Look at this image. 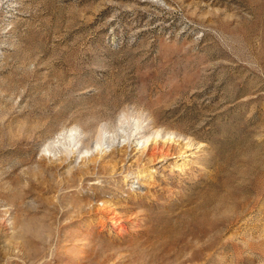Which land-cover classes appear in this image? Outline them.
<instances>
[{"label": "rangeland", "instance_id": "obj_1", "mask_svg": "<svg viewBox=\"0 0 264 264\" xmlns=\"http://www.w3.org/2000/svg\"><path fill=\"white\" fill-rule=\"evenodd\" d=\"M0 264H264V0H0Z\"/></svg>", "mask_w": 264, "mask_h": 264}, {"label": "bare ground", "instance_id": "obj_2", "mask_svg": "<svg viewBox=\"0 0 264 264\" xmlns=\"http://www.w3.org/2000/svg\"><path fill=\"white\" fill-rule=\"evenodd\" d=\"M126 126H123L122 129V132L124 131V133L127 135V137L125 138L126 140L122 145H120L117 148L116 147L113 148V150L108 155L102 153L101 151L103 150V144L109 140L108 138L109 136L107 132L103 131L102 135L100 136V139L97 141L95 145V151L97 152V154L101 152L100 155L102 158H105L106 156H110L109 161L110 164H112L113 166L112 168H114L115 171V169L122 168L124 166L123 164L126 162L128 157L131 156L132 151L135 150L139 151L142 148L140 152L141 153L140 157L143 158L141 159L139 158V159L140 161L141 160L143 161V165H142L143 167L133 172L136 174V176H142L141 178H138L137 180L138 182L149 181V179H151L152 175H154V172L156 170L155 164L157 162L167 160L172 156L180 157L178 158L179 160L182 159L181 162V169H182L183 168L182 163L183 161H185V156H194V154L200 151V148L202 146V144L196 141L193 137L184 134L182 136L181 134L179 135L178 133L168 134L166 131L156 134L151 138L147 137L145 140H143V138L145 137L144 131L129 133L126 131L128 127ZM68 135L70 137H78L80 135V131L75 128L72 129ZM131 164H137V162L136 161L131 162Z\"/></svg>", "mask_w": 264, "mask_h": 264}]
</instances>
